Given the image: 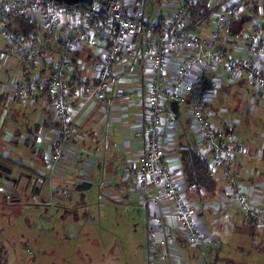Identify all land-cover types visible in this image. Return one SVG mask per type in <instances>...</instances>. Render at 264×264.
<instances>
[{"label":"rangeland","instance_id":"obj_1","mask_svg":"<svg viewBox=\"0 0 264 264\" xmlns=\"http://www.w3.org/2000/svg\"><path fill=\"white\" fill-rule=\"evenodd\" d=\"M140 1L142 6L138 5L137 12L148 15L149 23L152 22L151 16L155 12L165 9L160 0ZM135 3L138 4V1L135 0ZM253 11H255L254 8ZM258 12L263 18L264 6ZM215 17V14H212L202 27L211 25ZM241 21L245 22L246 19L241 18L233 22L226 31L230 32V35L233 34L237 28L234 24ZM262 23L264 24V20ZM197 33L200 32L197 31ZM204 33L206 32L202 31L201 36ZM142 34L137 32L138 38L132 42V45L137 47L138 53L135 50L125 53L124 57L131 60V55H134L136 60L141 59L140 42L148 43L146 37L142 39ZM35 36L39 44L46 47L45 55L60 62L63 49L58 38L48 39L43 30L36 32ZM222 38L225 39L224 34ZM224 39H221L220 43L225 45L223 48L225 52V48L230 44H225ZM256 43L257 38L253 41V44ZM6 48L9 51V47ZM6 48L1 51L6 53ZM15 52L13 48L6 60L5 58L0 60V72L18 74L22 68L23 59L19 57L18 52L16 53L19 59L13 56ZM137 54H140L138 58ZM252 58L261 62L260 60H264V53ZM40 60L36 58L35 62L38 63ZM10 62H13L11 67ZM43 65L44 61L41 60L38 63V69L40 70ZM219 68L217 66L213 76H217L222 71V67ZM42 72L45 73L44 70ZM92 75L85 76L90 85ZM139 75L142 77L141 73ZM241 77L245 79V69L240 70L239 79ZM208 79L210 77H205L204 81ZM79 80V78L76 79L75 83L79 84ZM241 83L234 84L239 86ZM251 84L255 88V97L251 101L248 97L246 102L244 101L246 95L242 88L234 89L233 94L238 101L231 97L229 100L234 103L235 108L233 104L227 103L224 107L230 108L231 112L235 109L239 119L235 118L240 120V129L246 132V138H255L252 140L253 144L249 152L240 155L245 156L246 159H241L242 168H238L231 179L241 181L240 183L245 184L246 187H253L254 192L250 194V197L258 201L254 199L247 201H249L248 205L252 206L251 214L258 215L264 209V156L262 154L264 152V113L257 110L261 107L259 106L261 103L264 106V102L259 85L254 80ZM3 85L5 81L0 77V90H3ZM7 92L5 90L0 92V97H6L5 100L0 101V150H3L0 155L2 165L0 169V249L5 258L3 264H264V217L259 215L257 219L261 224L253 228L243 223L244 217H234L233 214L229 219L224 218L218 212V207L208 210L210 214L207 215L209 220H214L208 229L215 239L212 246L196 247L191 243V238H185L181 232L175 231L176 245L174 249L170 247L171 250L166 251L167 262L163 263L161 257L164 250L160 244L152 240L155 224L151 218L152 213L156 215L157 210L153 208L150 201L142 202V197L137 196L135 192L130 194L128 199L123 198L125 197L123 194L134 187L130 188L127 183L124 184L122 171H119L117 175L115 173L112 183H108L109 180L106 181V179L114 178L112 174L116 166L112 157L108 154L103 155V158L99 157L98 153L102 150H97L95 156H91L87 148L89 145H85L81 138H77L75 141L77 143L74 144L59 143L63 145L62 151L66 148L71 155L61 152L57 159H51L57 156H53L54 146L49 141L58 139L61 134L59 131L66 128L69 132L61 141H67L73 130L70 120L63 122L56 117L52 103L46 104V99L50 98L48 96L44 102L41 97L36 99L26 93L18 96ZM80 101L81 99L72 102L79 104ZM72 102L71 105H73ZM171 102L174 103L173 105L180 106L179 110L174 112L175 117L189 116L190 106L186 110L185 105L180 101L171 100ZM43 103L47 107H52L56 119L54 125L57 126L56 131L49 130L47 136L43 134L40 117L36 114ZM243 105L246 112L242 111ZM248 109L253 113H249ZM28 138L36 142L35 149L40 142L43 145L50 144V147L43 146L44 149L46 148L45 156L49 161L45 159L47 162H44L38 151L32 150L30 141L28 146L25 144ZM92 149L94 150V147ZM3 153L6 157L2 156ZM8 156L9 162H6ZM231 168L232 165L226 168L228 173ZM221 169L219 167L214 170L215 175ZM248 181L250 183H244ZM88 184L89 188L82 189ZM116 185L119 187L117 188ZM126 185L127 189H124ZM133 185L135 188L138 187L135 180ZM199 213L198 210L197 215ZM202 223L201 221V226ZM150 226L153 229L148 239L147 232Z\"/></svg>","mask_w":264,"mask_h":264},{"label":"built area","instance_id":"obj_2","mask_svg":"<svg viewBox=\"0 0 264 264\" xmlns=\"http://www.w3.org/2000/svg\"><path fill=\"white\" fill-rule=\"evenodd\" d=\"M137 1L138 4L135 0H86L78 4H65L54 0H0V60H6L13 48L23 59L18 74L0 72V77L5 81L2 89L7 93L12 92L18 96L25 93L41 95L44 91L52 99L56 117L67 122L68 104H71L73 98L82 100L87 94L99 102L105 101L110 91L109 80L115 75L114 66L124 58L125 53L136 50L132 42L138 38L137 32L143 33L142 39L146 37L148 42L141 54L143 73L147 74L148 92L144 100L147 119L140 133L142 148L132 167H127L122 173L124 179L131 175L134 177L142 194L141 201H150L157 210L151 218L156 229L152 233V240L161 245L164 250L162 262L166 263V251L170 247L174 249L176 245L175 231L181 232L185 238H191L194 245L205 240L214 243L215 239L208 231H201L197 218L199 207L188 201L183 180L178 183V177L182 178L180 166L170 167L167 163L166 151L170 147L161 133L162 103L168 99L183 100L186 95L193 94L191 121L199 133L197 140L200 152L208 158L213 170L219 167L225 169L237 155L247 153L243 145L226 146L221 142L220 138L224 134L209 119L211 111L204 106V97L196 94L195 83H206L204 75L212 74L211 85L219 87L223 78L233 82L240 70L245 69V79L250 83L254 80L259 85L264 102V60L259 62L252 58L264 53V17L258 12L264 6V0H160L165 9L155 12L151 16V23L148 15L149 18L142 13L138 14L137 7L139 4L142 6V2ZM201 3L207 5V21L212 14L216 17L207 27L200 24V29L206 33L198 36L193 31L196 23H192L189 18L192 10ZM13 15L28 16L49 32L55 28H63L65 34L71 31L72 34L67 35L64 42L72 50L76 51L83 45L96 46L100 51V61L92 75L93 86L87 83L85 76L79 78V84L75 83V79L73 83H65L62 68L70 66L69 60L64 57L60 62L44 60L39 47L30 37L8 29ZM241 18L246 19L244 29L237 36L230 35L226 29ZM223 34L225 39L222 38ZM256 38L257 43L253 44ZM221 39L225 40V44H230L225 49L231 48L241 55L232 56L224 52L225 45H221ZM5 48L6 53L1 51ZM16 52L13 56L19 59ZM175 52L178 54L175 55ZM36 58L44 61L40 70L38 63L41 60L37 63ZM172 58H177L174 60L177 64L176 75L164 85L165 69ZM12 64L9 63L10 67ZM219 64H222V71L213 76ZM42 70L45 73L41 74ZM168 124L169 128H173L174 120L170 119ZM59 132L61 134L54 143L53 154L57 157H50L54 160L60 156L62 147L59 143L66 138L69 130L66 128ZM183 149L186 147H179L177 152ZM225 190L230 196L236 194L243 205L249 204L247 200L258 201L250 197L254 192L253 187H246L243 183L228 182ZM152 229L150 226L149 231Z\"/></svg>","mask_w":264,"mask_h":264},{"label":"crops","instance_id":"obj_3","mask_svg":"<svg viewBox=\"0 0 264 264\" xmlns=\"http://www.w3.org/2000/svg\"><path fill=\"white\" fill-rule=\"evenodd\" d=\"M145 44L146 43L140 42L141 50ZM226 51L232 56L241 55L240 52H236L231 48L226 49ZM76 52H79V55L76 57V65L70 64L69 67L66 66L64 69L62 68V72L64 73L63 78L68 81L72 79L74 81V79L76 80L80 77L82 78L84 76L94 74L96 64L100 61V51L96 48V46L92 47L83 45V47H81L78 51L76 50ZM235 53H237V55H235ZM177 54L178 52L175 55ZM138 55L140 54H137V58ZM176 59L177 58H172L171 63L165 69L166 76L163 79L164 85L167 82H171L176 75L177 64L174 62ZM135 60L136 56L131 55V60L124 57L121 61L116 63L114 66L115 75L109 80L110 91L108 92L104 102H99L93 96L85 94L79 104H77V102H72L73 105L68 104L69 110L67 111V117L71 122L73 130L67 141L60 142H62V144H74L77 143L75 142L77 138H81L85 145H89L87 148H89L91 156L94 157L97 150H102V152L98 153L99 157L103 158L107 154L112 157L111 159L114 161L116 169L114 174H112L114 178L106 179L107 182L109 180L108 183H112L114 181L115 173L117 175L119 171L123 172L125 168L132 167V163H134V159L141 150L143 144L140 133L144 129V123L147 119V112L144 105V100L148 92L146 81L147 74L145 73V75L143 73V62H141V59L138 58L136 61ZM219 66L221 68L222 64H219ZM137 67H139V69H137ZM140 73L142 77H140ZM211 76L212 74L208 76L204 75L203 79L205 80V77ZM238 79L239 74L233 82H228L223 78L219 87L212 86L210 79H208L204 84L196 82L195 90L197 92L196 94H201L204 97V106L211 111L209 119L212 124L224 134L220 138L221 142L226 146L243 145L249 152V149H251L250 147L253 144L252 140H255V138H246V132L240 129V120H238L239 117L237 111L234 109V112H231L230 108L227 109L224 107L226 103L234 105V103L229 100V97L237 100L233 94L234 89H243L246 95L244 99L245 102L247 97L250 101L253 97H255V88L252 84L248 82V80L246 81L244 77L243 79L242 77L239 80ZM235 82L242 83L238 86L234 84ZM30 97L36 99L41 97V99H44L45 102V97L40 95V93H35ZM192 98L193 94L186 95L183 100H178L180 103L185 105L186 110H188L190 106L189 112L187 111L189 116L186 115V118L175 117L174 112L179 110L180 106L173 105L174 103H172L170 99L163 102L161 106V115L163 117V124L161 128L162 138L167 141L168 147H170V149L166 151V159L168 160L167 163L170 167L175 165L180 166V171L181 165L177 149L179 147L196 146V148L200 151L197 140L199 133L196 125L193 121H191L190 115ZM75 100L78 101L79 99L73 98L72 101ZM259 106L261 107H259L257 112L260 111L264 113V106L262 103ZM243 107H245V105L242 106V111L246 112L247 110L245 111ZM26 111L28 112L27 109ZM248 112L253 113V111H249V109ZM53 113L54 111L52 107H47L45 103L41 104L36 111V114L40 117L43 134L46 136L47 133H49V130L55 132L57 128V126L54 125V120L56 119L55 113ZM170 119L174 120L173 128L168 127ZM169 131H171V133ZM5 135L6 134H4V136ZM48 138L50 140L51 135ZM53 140L56 141V139H51L49 143L51 144ZM40 147L43 148L42 146ZM61 147H63V145H61ZM93 147L94 150L92 149ZM37 149H34L33 151L35 152ZM2 151L3 150H0V155ZM64 151L66 154H70L66 148ZM2 156L6 157L4 153ZM41 159L44 162L49 161L48 157L45 156V151L42 154ZM45 159H47V161H45ZM235 159L236 163L233 160L230 164L232 165L230 173L227 172L226 168L221 169L222 172L220 170L216 172L217 176H215L219 179L220 186L225 187L228 182H231L234 172L238 168H242L241 165L243 163L241 162V159L246 158L245 156L241 157L240 155H237ZM6 162H9V156L6 158ZM181 180L182 178L179 179L178 177L179 184L181 183ZM88 186L90 187L89 184ZM110 191L112 190L110 189ZM213 222L214 220L208 219V224L212 225Z\"/></svg>","mask_w":264,"mask_h":264},{"label":"trees","instance_id":"obj_4","mask_svg":"<svg viewBox=\"0 0 264 264\" xmlns=\"http://www.w3.org/2000/svg\"><path fill=\"white\" fill-rule=\"evenodd\" d=\"M190 15V21L192 23H196L193 29H196L194 32L201 36L202 30L200 29V24L204 23L203 21H207V18L209 16V12L207 11V5L204 3L199 4L197 7H195ZM199 25V26H198ZM244 21L237 22L234 24L236 30L234 31V35H239L241 29L243 28ZM8 29L11 32L15 33H21L23 35H26L30 37L34 41V43L39 47L40 55L43 56L42 58L44 60L46 59H53L50 56L45 55L46 47L39 44V41L37 40V37L35 36V33L38 31L43 30L44 35L48 39H57L60 42V45L63 49V57L67 58L69 60V65L74 64L76 65L77 60L76 57L79 55V52H76L75 50H72L65 44V37L69 34H72L71 31H67L65 34V31L63 28H55L54 31L49 32V30L43 28L37 21L31 20L28 16L24 15H13L12 20L10 21V24L8 26ZM199 31L200 33H197ZM50 54L51 53V50ZM41 74L43 72L41 71ZM63 81L65 83H73L74 81L70 82L63 78ZM43 97H47L46 93L43 91L41 94ZM6 97L2 96L0 97V101L5 100ZM47 104L52 103V99L48 98L46 99ZM18 134V133H16ZM15 141V140H14ZM30 141V146L35 149V141H31L29 138L25 140V144L28 146ZM55 140L52 141V145L54 146ZM41 144V145H40ZM38 143L39 150L38 153L39 156H42L44 153L43 146L50 147V144L46 143L43 145L42 142ZM40 146L43 148L40 149ZM63 152V151H62ZM65 154V151L63 152ZM264 156V152L262 153ZM179 161L181 165V172H182V180H183V188L184 192L187 196L188 201L193 202L194 204L198 205L199 207V215H197V218L199 221L203 222L201 226V231L205 230L208 231L210 228V224H208V214H210V211L214 209V206L219 207V211L221 216L224 218L228 217V219L231 217V215L234 214V217H244L243 223L248 224L250 227L256 228L260 226L261 222L258 221L257 218L264 217V209L260 211V214L255 215L251 214V206L249 205H243L238 201V197L236 194L230 196L227 194L225 187L220 186L219 179L215 176V171L212 169L209 160L196 148V146H188L186 149L178 151ZM0 169H2V166L0 165ZM134 177L131 175L130 177L125 179L124 184L127 183V185L130 186V188L134 187V189H129V191H126L125 194H123L127 198L132 193L135 192V194L139 197H142V194L140 190L135 188L133 185ZM231 182L240 183L241 181H234ZM244 183H250L244 182ZM256 183V182H253ZM123 184V185H124ZM127 185L124 186V189H127ZM81 187V186H79ZM118 188L119 185H116ZM89 188L88 185H84L82 189ZM208 213V214H205ZM150 230V229H149ZM147 232V238L149 239V233ZM217 242V241H216ZM203 245H209L212 246V243L210 241H202L200 244H197L196 247H200ZM147 257V255H146ZM148 259V258H147ZM5 260L4 254L2 253V249H0V264ZM152 261V260H151ZM3 264V263H2Z\"/></svg>","mask_w":264,"mask_h":264},{"label":"water","instance_id":"obj_5","mask_svg":"<svg viewBox=\"0 0 264 264\" xmlns=\"http://www.w3.org/2000/svg\"><path fill=\"white\" fill-rule=\"evenodd\" d=\"M54 1H57V2H62V3H65V4H78V3H82L86 0H54Z\"/></svg>","mask_w":264,"mask_h":264},{"label":"flooded vegetation","instance_id":"obj_6","mask_svg":"<svg viewBox=\"0 0 264 264\" xmlns=\"http://www.w3.org/2000/svg\"><path fill=\"white\" fill-rule=\"evenodd\" d=\"M11 200L13 201V199H11ZM11 200H10V201H11Z\"/></svg>","mask_w":264,"mask_h":264}]
</instances>
